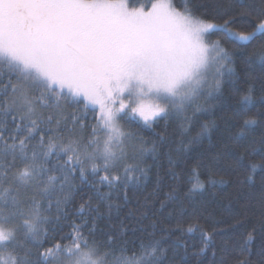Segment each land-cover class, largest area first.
I'll return each instance as SVG.
<instances>
[{"label":"snow or ice","instance_id":"6c2138e0","mask_svg":"<svg viewBox=\"0 0 264 264\" xmlns=\"http://www.w3.org/2000/svg\"><path fill=\"white\" fill-rule=\"evenodd\" d=\"M0 264H264V0H0Z\"/></svg>","mask_w":264,"mask_h":264},{"label":"trees","instance_id":"16d2710c","mask_svg":"<svg viewBox=\"0 0 264 264\" xmlns=\"http://www.w3.org/2000/svg\"><path fill=\"white\" fill-rule=\"evenodd\" d=\"M215 206L217 207L218 212H219L221 209H223V205L220 204L219 202H216V205H215ZM224 218L227 219V213H224Z\"/></svg>","mask_w":264,"mask_h":264}]
</instances>
